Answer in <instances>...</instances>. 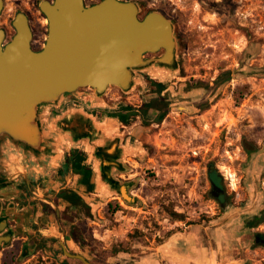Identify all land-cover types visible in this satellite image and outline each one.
<instances>
[{
    "label": "rangeland",
    "instance_id": "obj_1",
    "mask_svg": "<svg viewBox=\"0 0 264 264\" xmlns=\"http://www.w3.org/2000/svg\"><path fill=\"white\" fill-rule=\"evenodd\" d=\"M13 1L8 0L9 6ZM162 1L176 11L187 38L183 65L170 77L179 84L167 82L158 103L162 108L154 111H142L153 95L145 72H137L140 82L130 91L109 86L102 97L104 106H127L131 112L117 133L136 153L123 158L125 170L115 176L132 182L135 202L93 191L84 198L89 215L67 208L63 200L56 212L39 196L25 194L20 234L0 247V264H81L65 259L61 241L89 261L139 264L173 236L196 240L204 251L202 264H264V243L254 238L264 234V222L255 228L244 223L264 204V0ZM43 33L47 31L36 34ZM215 78L218 86L209 85ZM200 82H208L207 91ZM49 112L48 117L55 114ZM249 145L256 150L251 158ZM15 152L9 149L3 159L13 160ZM211 166L222 174L225 206L212 196ZM50 179L46 190H36L37 182L32 190L52 201L56 188L66 183ZM71 179L68 184L75 187L77 177ZM43 203L51 209L31 216L28 208ZM72 225L86 239L85 247L73 245L69 237L66 241ZM114 249L120 251L110 255Z\"/></svg>",
    "mask_w": 264,
    "mask_h": 264
},
{
    "label": "water",
    "instance_id": "obj_2",
    "mask_svg": "<svg viewBox=\"0 0 264 264\" xmlns=\"http://www.w3.org/2000/svg\"><path fill=\"white\" fill-rule=\"evenodd\" d=\"M39 9L48 25L41 50L31 48V31L22 13L14 18L12 40L4 48L0 44V163L12 148L24 162H48L65 147H82L92 168L94 191L133 203L129 191L132 182L115 176V172L125 170L123 158L136 153L122 145L117 118L99 120L72 105L62 114L48 115L70 96L93 103L97 100L104 106L100 95L109 86L128 92L140 82L137 72L150 75L171 66L176 45L171 22L154 12L139 20L140 8L135 1L100 0L86 5L84 0H42ZM160 47L165 50L161 56H143ZM85 86L93 93L81 95L79 88ZM208 177L212 196L222 201V187L213 166ZM12 184L0 166V211L1 199L8 198L4 189ZM33 194L58 212L53 201ZM6 226L7 219L0 216V231ZM12 237L11 231L0 235V247ZM60 244L67 257L93 264L83 255L69 252L64 242Z\"/></svg>",
    "mask_w": 264,
    "mask_h": 264
},
{
    "label": "flooded vegetation",
    "instance_id": "obj_3",
    "mask_svg": "<svg viewBox=\"0 0 264 264\" xmlns=\"http://www.w3.org/2000/svg\"><path fill=\"white\" fill-rule=\"evenodd\" d=\"M42 0H15L13 1L9 6L8 0H1V7H0V44L4 48L14 37L16 33V29L14 27L13 21L15 16L18 13L24 14V16L27 19L30 31H31V40H30V46L34 51H39L43 48V45L45 43L46 33H43L40 37L36 34L38 31L42 29L43 32L47 31L48 25L46 22L45 15L40 11L39 9V2ZM49 2H52L53 0H46ZM100 0H94L87 3V0H84V3L86 5H90L93 3H96ZM121 1H135L138 3L140 10L138 11V19L143 20L149 13H156L155 16L157 17H164L165 19L169 20L172 25L173 29V35L175 38V62L171 64L169 67H162L159 69L156 73L147 75L148 82L151 86L152 90V98L150 100V108L152 111L158 110L160 107L162 108V104L158 106V103L164 100L165 96V90L168 87L167 82L171 84L178 85L179 82L177 81H170V77L174 74V69L178 68V70L183 65V59L185 55V49H186V42L187 38L185 37V34L181 28V23L178 17V14L176 11L170 6V4L162 1V0H121ZM161 15V16H160ZM182 43V44H181ZM182 45V46H181ZM163 53H165L164 48L160 47L154 51H148L143 54L145 58H151V57H159ZM173 68V69H172ZM179 79V78H178ZM218 78L214 79V82H207L209 85L218 86V83L216 82ZM227 79V78H226ZM181 80V79H180ZM203 81V80H202ZM207 83L200 82V87L204 91H207L208 85ZM118 92L120 90L116 87H113ZM108 90V88H107ZM107 90L100 95L101 103L105 104V100L102 99V97L105 95L107 96ZM93 90L92 88L85 86L79 88V92L82 93L81 95L86 96L87 93H91ZM86 98V97H85ZM95 103L91 102L90 99L82 100L80 98L76 97H68L63 100L61 106L58 109L54 110L55 114H61L63 113L70 105L74 107H82L86 112L89 114H92L97 119L102 120L105 116L108 117H116L117 120L120 122L121 126H124V122L122 121V117L127 113L128 110L124 109V106H118L117 109L112 110L113 107L109 105L101 106L97 102V100H94ZM198 103H202V100H200ZM160 108V109H161ZM165 109V106H163ZM160 110L159 116L163 113V116L165 114V110ZM182 109V108H180ZM184 110H189L186 106ZM191 110L195 111L198 110V108H192ZM130 111V110H129ZM130 117H128L127 120H129ZM241 141L246 142L247 138L242 139ZM14 151H16L14 149ZM256 150H253V146H250L246 149L247 155L251 158L253 153H255ZM15 157L13 160L9 159H3L0 163L1 169L8 173L7 175L10 176L12 181V187H7L4 189V193L8 195V198H2L1 199V211L0 216L7 219V226L0 231V235L4 234L7 231H11L13 233V237L19 236V226H21L24 222L25 215L20 209L21 207H24V195L25 194H33L34 191L32 190L34 188V184L37 182L38 186L36 190H46L44 186L46 185L47 181H44L42 177H38L34 180V177L31 173V166L32 163L26 162L25 164V170H26V176L27 180L24 177V159L15 152ZM67 158H71V161H73L75 158L77 159V163H79L80 166L85 167V174L86 172H91V165L87 163V154L82 151L79 147H73L70 149H64V153L62 155L61 164L55 167H49L48 165L41 164L40 162L36 161L34 164H36L37 167H41L44 172H47L50 177H58L59 180L64 181L66 184L59 186L55 190V194L52 198V201L58 205V202L62 199L57 197V194L62 189H70L77 192L79 195H81L83 198H85V195L92 193V191H89L87 189V186L82 183L83 179V173L82 171L77 173L74 171L73 167L70 165H66L65 161ZM75 159V160H76ZM9 160L10 164H6ZM33 164V165H34ZM8 167V170L6 167ZM7 170L5 171L4 168ZM216 169V168H215ZM211 169L209 170V172ZM208 172V173H209ZM216 174L219 179V183L222 187V191H220V194L223 195L222 201L220 198L214 197L217 200V203L220 206H225L227 203V194L224 188V182L222 174L216 169ZM69 177V179H68ZM77 177L76 179V186L72 187L68 183H71V178ZM68 179V180H67ZM50 183L48 182V185ZM41 185V187H40ZM34 196V194H33ZM85 200V199H84ZM66 202V201H64ZM86 202V201H85ZM68 204V202H66ZM40 206V207H39ZM49 207L46 206V203H43L41 205H31L28 210L31 212V216H34L38 209L40 211L43 210H49L51 209V206L48 204ZM35 209L37 211H35ZM80 210V209H79ZM39 211V212H40ZM39 214V213H38ZM63 214V211H61V215ZM264 222V204L261 205L259 208V212L257 214H254L252 216H249L245 218L244 223L248 228H255L260 226L261 223ZM66 241L68 238V233L66 234ZM254 238L256 241L260 243H264V234L255 233ZM11 239V240H12ZM28 237H26L27 242Z\"/></svg>",
    "mask_w": 264,
    "mask_h": 264
},
{
    "label": "crops",
    "instance_id": "obj_4",
    "mask_svg": "<svg viewBox=\"0 0 264 264\" xmlns=\"http://www.w3.org/2000/svg\"><path fill=\"white\" fill-rule=\"evenodd\" d=\"M72 108L81 109L83 112H86L82 107L72 106ZM122 145H124L123 142ZM64 149H70V148L68 146L65 147ZM64 149H62L61 155L53 159H50L48 162H42L37 159H31L26 162L35 163L36 161H38L41 164H43V166L48 165L50 168L58 166L59 164H61V159L64 153ZM84 152L87 154L86 151ZM34 163H32V169H31V172H33L32 176L38 178V177H42L43 175L42 179L44 181L48 180V182H51L50 175L47 176L48 173L44 172L41 167H37L36 166L37 163L36 164ZM25 178L27 180V176H25ZM183 237H184L183 240H179L177 237L173 236L168 241L160 245H157L154 248V250L151 251L148 255L142 256L140 258L139 264H202L204 251H202V249L197 247L196 240L193 241L190 240L188 237L185 236ZM72 244L78 246L74 242H72Z\"/></svg>",
    "mask_w": 264,
    "mask_h": 264
},
{
    "label": "trees",
    "instance_id": "obj_5",
    "mask_svg": "<svg viewBox=\"0 0 264 264\" xmlns=\"http://www.w3.org/2000/svg\"><path fill=\"white\" fill-rule=\"evenodd\" d=\"M150 107L149 103L145 104L142 106V111H146L147 108ZM124 109L128 110L127 113L122 117V121L123 122H127L128 117H130L131 112L129 111V109L127 108V106L124 107ZM164 113V112H163ZM163 113L161 114L160 118L163 117ZM76 159V158H75ZM71 161V158H67L65 161L66 165H70V166H74L73 169L74 171H76L77 173L81 172L83 173V179L81 180L83 184H85L87 186V189L89 191H94V184L91 181V177H92V169L91 172L87 171L85 174V167H82L79 165V163H77V159L76 160ZM57 197L62 199L63 201L68 202V207L71 208H79L80 210L84 211L86 214L90 215V206L87 202H85L84 198L79 195L77 192H75L74 190H70V189H62L58 192ZM56 204V203H55ZM118 205V204H117ZM47 207L48 204H46ZM112 205L110 203H108V209L111 208ZM179 216L177 214H173L172 218L174 219H180L178 218ZM68 237L71 239L72 242H74L75 244H77L80 247H85L87 245L86 239L84 238V236L82 235V233L79 231L78 226L76 225H72L70 227V230L68 232ZM118 251H120L119 249H114L110 255H114L116 254ZM65 259L67 261H71V262H79L81 264H83L80 260L78 259H73L70 257L65 256ZM93 264H103L102 262L96 260V259H91L90 260Z\"/></svg>",
    "mask_w": 264,
    "mask_h": 264
}]
</instances>
